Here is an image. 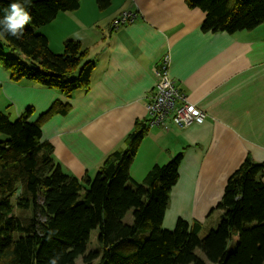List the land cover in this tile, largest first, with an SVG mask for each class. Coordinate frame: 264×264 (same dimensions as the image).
I'll return each instance as SVG.
<instances>
[{"label":"trees","instance_id":"obj_1","mask_svg":"<svg viewBox=\"0 0 264 264\" xmlns=\"http://www.w3.org/2000/svg\"><path fill=\"white\" fill-rule=\"evenodd\" d=\"M79 1L0 0V21L12 3H21L31 17L19 38L0 25V66L13 82L31 80L67 97L88 88L93 61L87 48L67 38L54 52L39 32ZM96 1L103 9L111 0ZM185 1L205 12L204 32L232 34L264 25V0ZM64 105L54 102L35 120L29 119L31 108L13 119L0 111V264H78V257L80 264H264L263 163L247 155L229 175L213 209L218 220L203 236L202 223L181 217L165 228L181 153L136 181L129 167L147 129L139 122L124 140L127 148L109 153L92 177L78 178L62 169L52 144L42 139V123L66 114L70 106ZM93 229L96 250L88 249Z\"/></svg>","mask_w":264,"mask_h":264},{"label":"crops","instance_id":"obj_2","mask_svg":"<svg viewBox=\"0 0 264 264\" xmlns=\"http://www.w3.org/2000/svg\"><path fill=\"white\" fill-rule=\"evenodd\" d=\"M123 11L133 12V20L113 28ZM204 18L202 9L185 0H111L103 9L96 0H80L75 10L58 13L41 28L54 52L69 37L87 48L93 61L88 88L67 97L31 80L13 82L0 66V111L17 117L31 108L29 119L35 120L54 102L70 106L66 114L44 120L42 139L52 144L65 171L92 177L109 153L127 148L124 140L136 125L145 123L154 68L168 56L174 84L206 117L186 127L170 123L167 131L148 127L129 170L143 180L154 164L181 153L167 210L174 221L202 222L247 155L264 164V26L204 32Z\"/></svg>","mask_w":264,"mask_h":264},{"label":"built area","instance_id":"obj_3","mask_svg":"<svg viewBox=\"0 0 264 264\" xmlns=\"http://www.w3.org/2000/svg\"><path fill=\"white\" fill-rule=\"evenodd\" d=\"M133 18V12L123 11L118 18L112 21V27L116 28L132 21ZM154 73L156 75L154 91L146 104V128L160 127L167 131L170 123L186 127L204 121L206 113L192 104L187 95L174 84L170 77L168 56H165L163 62L154 68Z\"/></svg>","mask_w":264,"mask_h":264},{"label":"rangeland","instance_id":"obj_4","mask_svg":"<svg viewBox=\"0 0 264 264\" xmlns=\"http://www.w3.org/2000/svg\"><path fill=\"white\" fill-rule=\"evenodd\" d=\"M264 26V25H263ZM39 32L40 33H43L44 32L42 31V28L39 29ZM74 36H79L80 39H82L83 37V34L82 35H74ZM69 38H72V39H75V37H69ZM63 39L60 40V43H61V46L63 45V42H62ZM49 45V44H48ZM62 48V47H61ZM1 50V48H0ZM61 50V49H60ZM7 55H10L9 54V51H4ZM18 57H20L21 60H23L24 62L26 63H30L29 60H27L24 56L22 55H18ZM89 57V56H88ZM10 118H15V117H11ZM145 140L143 141L142 145L144 144ZM62 169L65 171L66 168L62 166ZM67 172V171H66ZM130 172L132 173V175H135V173L133 172L132 169H130ZM139 182H142V180H138ZM218 215H219V212L218 210H213V213L211 214V216H209L206 220L200 222L202 223V228L201 230L199 231V235L200 236H203L205 234V232L207 231V229L210 227V226H213L216 221L218 220ZM123 220L126 222V223H131L132 221V209H130L124 216ZM175 225V221L173 219V214L167 210V213H166V216H165V219H164V223H163V226L165 228H169V229H172ZM142 232H140L139 234H141ZM96 234H97V231L96 229H93L91 230L90 232V238H89V242H88V249H91V250H96V249H99V243L96 239ZM138 234V235H139ZM144 234L146 235L147 233L144 232ZM196 252L201 255V252L199 250H196ZM202 256V255H201ZM80 257L77 258L78 260V264H80V261H79Z\"/></svg>","mask_w":264,"mask_h":264},{"label":"clouds","instance_id":"obj_5","mask_svg":"<svg viewBox=\"0 0 264 264\" xmlns=\"http://www.w3.org/2000/svg\"><path fill=\"white\" fill-rule=\"evenodd\" d=\"M31 20L21 3H12L8 14L0 21L2 31L19 38L23 27Z\"/></svg>","mask_w":264,"mask_h":264},{"label":"bare ground","instance_id":"obj_6","mask_svg":"<svg viewBox=\"0 0 264 264\" xmlns=\"http://www.w3.org/2000/svg\"><path fill=\"white\" fill-rule=\"evenodd\" d=\"M179 218V217H178ZM177 220V219H176ZM176 222V221H175Z\"/></svg>","mask_w":264,"mask_h":264}]
</instances>
